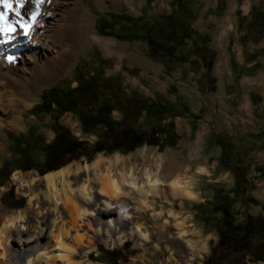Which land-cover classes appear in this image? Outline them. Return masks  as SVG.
Instances as JSON below:
<instances>
[{"label": "rangeland", "instance_id": "obj_1", "mask_svg": "<svg viewBox=\"0 0 264 264\" xmlns=\"http://www.w3.org/2000/svg\"><path fill=\"white\" fill-rule=\"evenodd\" d=\"M97 1L57 5L48 39L62 50L58 63L44 61L38 43L21 35L27 46L14 45L10 61L29 45L43 68L0 76V228L23 212L5 231L0 264H25L66 228L73 245L74 228L83 236L70 255L77 264H264V107L250 111L237 100L240 111L229 104L232 127L215 122L222 101L203 94L214 91L213 81L197 79L202 71L190 59L197 54L186 47L191 21L174 0ZM130 127L144 140L130 151L69 156L65 181H56L63 203L54 209L44 178L53 170L43 171L63 155L49 145L77 140L88 151ZM116 155L125 167L113 162ZM98 157L109 160L99 173L85 168ZM128 173L140 188L123 182L113 195L112 178ZM154 175L161 184L150 191ZM177 175L194 198L172 196ZM84 184L89 198L80 194ZM54 249L48 254L65 264L64 250Z\"/></svg>", "mask_w": 264, "mask_h": 264}, {"label": "crops", "instance_id": "obj_2", "mask_svg": "<svg viewBox=\"0 0 264 264\" xmlns=\"http://www.w3.org/2000/svg\"><path fill=\"white\" fill-rule=\"evenodd\" d=\"M174 2L175 7L180 4V16L187 15L193 28L186 36L189 42L186 47L197 55L190 59H195L200 68L198 71L211 70L210 80L202 73L197 77L205 86L213 81L214 91L204 89L203 94L218 95L222 101L214 110L215 122L226 123L223 125L231 128L235 117L229 104L236 103L237 112V100L247 102L250 111L264 107V0ZM195 34L198 35L197 40L194 39ZM208 53L212 58H207ZM237 67L240 68L233 72L232 68ZM241 68L248 70L241 71ZM257 97L259 102L256 104L252 98ZM229 134L232 135L231 132Z\"/></svg>", "mask_w": 264, "mask_h": 264}, {"label": "bare ground", "instance_id": "obj_3", "mask_svg": "<svg viewBox=\"0 0 264 264\" xmlns=\"http://www.w3.org/2000/svg\"><path fill=\"white\" fill-rule=\"evenodd\" d=\"M61 3H62V0H50V2L49 0H46V2L40 6L41 15L37 18L38 23L33 26V29L29 32L27 36L23 34V31L21 29H17V32L12 34L14 37L13 39L0 44V76L1 77L7 76L12 68L26 71L27 68H29V65L31 64L33 65L34 69L39 71L44 66L42 61L37 59L38 56H34L35 54H33L34 53L33 47L31 49V46L29 48V45L27 47V50H25V52L21 54L19 59H16L15 61H12V62L10 61L9 57L12 54L16 53L15 51H17V47H16L17 45L20 44V46L21 47L23 46V48H26L27 46L25 43H23L20 40V38H18L21 35H22L21 37L23 36L27 37L29 39L30 44L34 43L35 45L38 43V45H35V46L37 49L39 48L41 49L40 54L43 55L44 61L46 62L48 61V63L50 64H55L59 62V59L62 55V50L57 48V46H52L51 42L48 39V35L51 32L52 24H54V22L57 21L56 14L60 13V12H57L58 10L57 5H60ZM13 7H15V3H13ZM34 8H35L34 0H28V2L25 5V8L22 9V12L26 13L29 10H34ZM47 8L49 9L47 12H45ZM54 8L55 10L56 9L57 10L55 11ZM3 10H4L3 6L0 5V11H3ZM9 18L10 19L13 18L11 13L9 14ZM0 39H3L2 35H0ZM11 46L13 47L11 48ZM29 54L32 56H30ZM11 82L15 84L14 81H11ZM12 88L14 89V85L12 86ZM12 88H11V91H13ZM9 103L14 106L13 100H10ZM1 125L2 124L0 123V127ZM105 162L109 163V160L102 159V157H98L90 165H86L85 168L92 169L93 171L99 173V171H101V166L104 165ZM113 162L121 163L122 167L123 166L125 167V161L120 160L118 155L115 156V161ZM104 167L106 166L104 165ZM68 171L69 170L66 167H62V168H59V169H56V170H53V171H50L44 174V178L48 186V198L50 201L53 202L54 209L56 210H58V205L60 203H63L60 195L58 194L57 188H56V181L60 180L61 182H64L65 181L64 176L65 174L68 173ZM123 182H127L130 185L129 186L130 190H132V188L134 189L140 188V186L136 182V177L133 175V173L131 174L128 173V178L126 179L118 180L116 177L112 178V180L110 181V188H111V193L113 195L120 196L122 194V183ZM147 184H148V190L154 191L159 188L161 181L157 175H154L153 179L148 180ZM170 184L172 188V196L174 197L176 195L178 196L181 195L182 197H187V198H194L196 196V193L191 188L190 182L185 180L184 177L182 176H179V175L175 176L174 178L170 180ZM100 191L106 192L103 190V188ZM80 194L85 198L90 197V189L86 184H84L80 188ZM82 213H85V210ZM82 213H78V216H80ZM20 217H23L22 211H20L17 215L10 216L6 220V222L2 225V227L0 228V245H3V243L6 242V234H5L6 229L10 228L13 225L14 220ZM74 229H75V233L72 236H73V239L75 240V245L71 244L70 241L67 240L69 228H66L64 230L61 229L56 235L53 236L52 238L53 242L52 240L50 241L48 240L49 245L48 244L47 245H48L49 250H47L46 248L35 249L32 255H27V258L25 259V264H57L54 261L57 258V255L48 254L54 248L55 249L57 248L59 250L60 249L64 250V253H65L64 256L66 258V260L64 261L65 264H77V262L75 263L72 262L71 260L72 256L70 255L72 253L75 254V252H77V247L83 242V236L79 233V229H76V228ZM3 255H4V252L1 253L2 257ZM0 263H2V261H0ZM86 264H90V263H86Z\"/></svg>", "mask_w": 264, "mask_h": 264}, {"label": "trees", "instance_id": "obj_4", "mask_svg": "<svg viewBox=\"0 0 264 264\" xmlns=\"http://www.w3.org/2000/svg\"><path fill=\"white\" fill-rule=\"evenodd\" d=\"M98 116H101V112H98ZM100 122H103L99 120ZM106 124V121L104 122ZM122 141L125 143L124 145L120 143ZM142 134L139 130H136L135 128H127L126 130L122 131L120 135H118L114 140L110 143H107L104 140H98L96 143H94L91 148L86 151L85 146L82 142L74 140L71 143L66 144L65 146H58L56 142H52L50 147V152L55 155H63V159L58 160L56 162H53L49 165V167L43 171L47 172L48 170H56L64 166V164L69 160V156H71L72 153H74L76 150L80 151V154H84L90 160L91 155L97 152L101 151H120V152H126L132 150L137 144H141L143 142ZM84 148L83 150H81ZM80 149V150H79ZM85 150V151H84ZM79 154V153H78Z\"/></svg>", "mask_w": 264, "mask_h": 264}, {"label": "snow or ice", "instance_id": "obj_5", "mask_svg": "<svg viewBox=\"0 0 264 264\" xmlns=\"http://www.w3.org/2000/svg\"><path fill=\"white\" fill-rule=\"evenodd\" d=\"M27 2L28 0H0V5L4 9L0 11V35L3 36V39H0V44L13 39L12 34L16 33L17 29H21L23 34L27 36L33 26L38 23L37 18L41 15L40 6L46 0H34V10H29L25 13L22 12V9L25 8ZM13 3H15V7H13ZM10 13L13 17L11 19L9 18ZM9 59L12 58L9 57Z\"/></svg>", "mask_w": 264, "mask_h": 264}]
</instances>
